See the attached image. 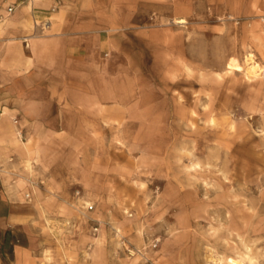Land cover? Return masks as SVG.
Returning a JSON list of instances; mask_svg holds the SVG:
<instances>
[{"label": "rangeland", "instance_id": "obj_1", "mask_svg": "<svg viewBox=\"0 0 264 264\" xmlns=\"http://www.w3.org/2000/svg\"><path fill=\"white\" fill-rule=\"evenodd\" d=\"M135 1L158 114L22 179L8 264H264V0Z\"/></svg>", "mask_w": 264, "mask_h": 264}, {"label": "crops", "instance_id": "obj_2", "mask_svg": "<svg viewBox=\"0 0 264 264\" xmlns=\"http://www.w3.org/2000/svg\"><path fill=\"white\" fill-rule=\"evenodd\" d=\"M136 3L0 0V264L31 244L22 179H46L49 156L82 137L158 114Z\"/></svg>", "mask_w": 264, "mask_h": 264}, {"label": "bare ground", "instance_id": "obj_3", "mask_svg": "<svg viewBox=\"0 0 264 264\" xmlns=\"http://www.w3.org/2000/svg\"><path fill=\"white\" fill-rule=\"evenodd\" d=\"M246 59H247V62L249 61L248 64H247V68L245 70L246 71V75L253 76V77L257 76V70L259 69V67L256 65L255 62L252 61L253 59H251L250 56H249V58H246Z\"/></svg>", "mask_w": 264, "mask_h": 264}, {"label": "built area", "instance_id": "obj_4", "mask_svg": "<svg viewBox=\"0 0 264 264\" xmlns=\"http://www.w3.org/2000/svg\"><path fill=\"white\" fill-rule=\"evenodd\" d=\"M10 11H11V10H10ZM91 208H92V207L89 205V206L87 207V210H91Z\"/></svg>", "mask_w": 264, "mask_h": 264}]
</instances>
